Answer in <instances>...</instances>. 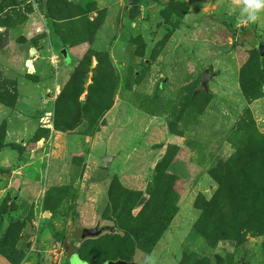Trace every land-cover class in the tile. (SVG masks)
I'll use <instances>...</instances> for the list:
<instances>
[{
	"label": "rangeland",
	"instance_id": "1",
	"mask_svg": "<svg viewBox=\"0 0 264 264\" xmlns=\"http://www.w3.org/2000/svg\"><path fill=\"white\" fill-rule=\"evenodd\" d=\"M242 7L0 0V264H264V12Z\"/></svg>",
	"mask_w": 264,
	"mask_h": 264
},
{
	"label": "water",
	"instance_id": "2",
	"mask_svg": "<svg viewBox=\"0 0 264 264\" xmlns=\"http://www.w3.org/2000/svg\"><path fill=\"white\" fill-rule=\"evenodd\" d=\"M72 3L74 4H80L81 6L85 7L88 3H92L95 2L96 0H71ZM256 49L258 50V52L261 55H264V44L261 42H256L255 45ZM36 51L35 47H31L30 51H29V55H33L34 52ZM63 59H68V62H70V58H68V54H67V50L65 48L61 49L60 51ZM67 57V58H66ZM213 72L209 71L208 68H204L201 71V81L199 86L194 90V93L199 92V91H208V81L212 78L213 76ZM113 159L112 155H106L102 157V162H101V166L103 168H106L109 164V162ZM103 230L99 229L98 232H102ZM121 263H117V264H139L138 262L135 261H125V260H121Z\"/></svg>",
	"mask_w": 264,
	"mask_h": 264
},
{
	"label": "clouds",
	"instance_id": "3",
	"mask_svg": "<svg viewBox=\"0 0 264 264\" xmlns=\"http://www.w3.org/2000/svg\"><path fill=\"white\" fill-rule=\"evenodd\" d=\"M236 5H243L242 14H247L250 21L255 22L258 19V15L264 12V0H233ZM151 260L152 264H157L158 260L155 256H147Z\"/></svg>",
	"mask_w": 264,
	"mask_h": 264
},
{
	"label": "trees",
	"instance_id": "4",
	"mask_svg": "<svg viewBox=\"0 0 264 264\" xmlns=\"http://www.w3.org/2000/svg\"><path fill=\"white\" fill-rule=\"evenodd\" d=\"M225 22H226V24L231 28V30H232L234 33H237V32H238V34H243V33H246V32H247V30H244V29H241V28H240V29H236V28L233 26V22H232L231 20L225 19ZM165 28L168 29V30H171V29L174 28V25H167V24H165ZM67 57H68V56H67ZM67 57H66V58H67ZM67 60H68V59H67ZM76 219H77V209H76V207H74V208L72 209L71 220L73 221V223H74V222L76 223ZM109 230L112 231V229H109ZM161 233H162V231L159 233V235H160ZM159 235L153 240L152 245L157 241ZM143 248L148 249L149 246H148V247H143Z\"/></svg>",
	"mask_w": 264,
	"mask_h": 264
},
{
	"label": "flooded vegetation",
	"instance_id": "5",
	"mask_svg": "<svg viewBox=\"0 0 264 264\" xmlns=\"http://www.w3.org/2000/svg\"><path fill=\"white\" fill-rule=\"evenodd\" d=\"M63 61H65L64 59H63ZM68 60L66 59V61L65 62H67Z\"/></svg>",
	"mask_w": 264,
	"mask_h": 264
}]
</instances>
